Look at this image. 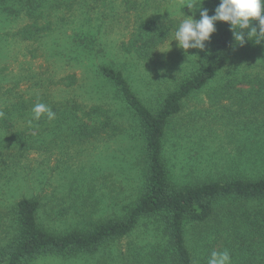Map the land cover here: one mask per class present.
Wrapping results in <instances>:
<instances>
[{"label": "rangeland", "instance_id": "obj_1", "mask_svg": "<svg viewBox=\"0 0 264 264\" xmlns=\"http://www.w3.org/2000/svg\"><path fill=\"white\" fill-rule=\"evenodd\" d=\"M202 7L214 14L205 0ZM181 11L193 14L182 8V0H0V246L13 231L12 209L21 197L39 199L43 224L59 232L121 214L136 200L142 185V137L135 119L121 111L113 90L93 69L110 63L125 71L156 107L174 80L188 75L204 53H186L176 41L168 48ZM194 19H200L199 11ZM160 24L168 36L153 45L159 31L150 27ZM74 33L88 62L95 63L89 79L84 68H70ZM263 62L264 53L251 61L261 68ZM74 71L77 86H82L75 92L61 82ZM220 83L193 97L168 129L166 157L179 183L264 172V86L227 89ZM72 97L81 105L75 120L66 108ZM37 103L51 107L55 120L32 119ZM96 105L111 120L83 116ZM116 124L122 131L118 135ZM246 208L223 203L209 225L188 229L189 242L197 251L209 243L217 252H235L226 244ZM161 232L156 222L145 221L97 257H47L35 264H124L126 256L132 264V250L133 257L140 256L144 247L161 241Z\"/></svg>", "mask_w": 264, "mask_h": 264}, {"label": "trees", "instance_id": "obj_2", "mask_svg": "<svg viewBox=\"0 0 264 264\" xmlns=\"http://www.w3.org/2000/svg\"><path fill=\"white\" fill-rule=\"evenodd\" d=\"M205 2L215 12L220 0ZM257 25L258 21L254 26ZM154 30L159 33L152 37L151 42L153 45L160 44L168 33L164 34L162 24L156 28L150 27V31L154 33ZM160 30L163 36H160ZM160 38L164 39L160 41ZM74 39L78 41L75 33L70 38V62L68 56L60 57L70 63L72 70L84 68L89 79L95 63L92 60L88 62L89 58L85 57L87 53L81 51V46ZM263 43L256 44L254 39L245 37L244 43L240 44L235 40L230 24L217 21V31L201 57L195 58L198 62H193L196 64L194 69L182 79H175L174 86L165 91L156 107L147 103L125 71L110 63L100 64L97 70L93 69L95 76L113 90L112 98L116 99L121 111H125L129 118L133 117L138 125L143 143L140 194L127 205L124 213L93 222L86 228L75 227L66 232L56 231L43 224L42 202L39 199L21 197L12 209L13 231L0 246V264H35L47 257H97L107 248L132 236L145 221L156 222L159 229L163 230L158 239L161 241L144 247V252L138 257H133L136 250H132V264H142L146 260L150 264H207L211 252L215 251L214 247L206 243L197 251V246L189 242L187 231L191 226L198 228L209 225L213 218L218 217L220 205L227 202L249 206L240 214L231 243L226 244L235 247V252H230L232 264H264V172L257 177H207L192 183H179L174 180L166 157L168 129L193 97L203 94L218 81L227 89H236L241 85H255L263 89L261 71L264 72V65L261 68L251 63L258 61L260 53H264ZM61 82L73 92L79 87L75 71L62 78ZM77 103L75 97L66 100V108H71L74 120L81 111V105ZM83 116H104L107 120L112 118L97 105L83 111ZM118 125H113L115 133L121 129ZM153 230L157 237V229ZM149 256L153 258L152 261L148 259ZM139 257L140 260L137 259ZM125 259L124 264H130L129 257Z\"/></svg>", "mask_w": 264, "mask_h": 264}, {"label": "clouds", "instance_id": "obj_3", "mask_svg": "<svg viewBox=\"0 0 264 264\" xmlns=\"http://www.w3.org/2000/svg\"><path fill=\"white\" fill-rule=\"evenodd\" d=\"M204 0H182V8L187 7L192 15H185L181 11L179 22L175 27L172 38L167 41L170 49L172 41L187 53L188 49H206V42H210L211 35L216 31L217 21L228 22L234 33L235 40L244 43L245 37L254 39L256 44L264 41V0H220L213 15L203 8ZM199 11L200 19H194ZM258 21V25L256 22ZM238 30V31H234ZM167 52V51H166ZM195 56V55H190ZM32 119L39 121L45 116L48 121L56 118V113L44 103H37L32 108ZM32 121H29L31 124ZM207 264H232L228 250L212 251Z\"/></svg>", "mask_w": 264, "mask_h": 264}]
</instances>
